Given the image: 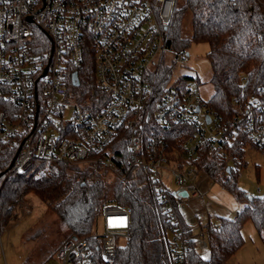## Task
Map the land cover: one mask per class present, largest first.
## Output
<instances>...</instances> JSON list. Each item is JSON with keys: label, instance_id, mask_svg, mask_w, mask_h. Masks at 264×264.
<instances>
[{"label": "built area", "instance_id": "obj_1", "mask_svg": "<svg viewBox=\"0 0 264 264\" xmlns=\"http://www.w3.org/2000/svg\"><path fill=\"white\" fill-rule=\"evenodd\" d=\"M259 2L264 6V0ZM177 3L0 0V92L7 105L0 108V147L17 151L10 173L33 169L35 178L71 164L96 171L107 168L122 180L143 170L154 182L156 201L170 224L164 236L170 256L174 264H190V243L209 249L211 229L220 227L219 222L200 224L195 238L183 213V203L202 195L195 184L201 172L196 160L206 148L225 162L221 182L229 181L231 168L238 178L242 175L243 161L230 150L244 135L264 151V90L233 97L229 117L211 111L198 87L182 82L176 69L157 93L162 64L175 68L177 59L189 58L187 50L174 51L164 41ZM88 59L106 99L86 109L75 99L81 83L75 85L73 75L77 72L80 81L79 70ZM149 117L165 129L189 127L182 147L190 162L177 150L170 151L163 134L145 140ZM120 126L130 130L129 157L121 169L109 152ZM163 171L175 183L174 190ZM131 215L129 207L105 203L98 229L61 243L55 252L57 264H111L119 240L131 237Z\"/></svg>", "mask_w": 264, "mask_h": 264}, {"label": "trees", "instance_id": "obj_2", "mask_svg": "<svg viewBox=\"0 0 264 264\" xmlns=\"http://www.w3.org/2000/svg\"><path fill=\"white\" fill-rule=\"evenodd\" d=\"M187 14L191 19L190 37L183 30ZM164 41L174 51L187 50L193 41L208 43L214 87L208 106L223 117L232 115L233 97L260 94L264 90V6L259 0H185L181 6L177 3ZM173 72L174 64H162L161 73L155 80L157 93L165 89ZM79 77L81 84L75 91V99L86 109L92 108L93 104L96 107L98 102L103 104L105 94L96 83L89 59L85 68L79 70ZM180 80L186 82L188 76H182ZM4 107H7L6 101L0 92V108ZM145 125V140L152 134H163L171 145L170 151L177 150L184 161L192 160L182 147L189 127L165 129L152 117ZM129 137L130 130L120 126L109 145V152L112 150L117 157L120 169L128 161ZM247 142L244 135L238 138L230 155L243 161ZM16 152L8 146L0 147V227L4 229L9 224L12 205L26 194L34 193L68 227L69 233L63 243L70 237L86 236L97 230L103 205L115 202L131 208L132 226L130 239L118 246L111 264H174L164 238L170 224L156 201L154 182L146 172L139 170L122 180L107 168L96 171L89 165L71 164L58 172L35 178L33 169L10 173ZM196 163L199 171H205L220 182L244 205L236 217L221 216L220 227L211 229L208 258L198 252L193 242L190 243L188 262L225 264L244 244L242 228L247 221L254 224L260 235L264 232V194L248 195L239 188L238 171L234 168L230 169L229 181L221 182L225 162L206 148ZM94 176L98 179L92 182ZM186 228L190 232L188 225Z\"/></svg>", "mask_w": 264, "mask_h": 264}, {"label": "rangeland", "instance_id": "obj_3", "mask_svg": "<svg viewBox=\"0 0 264 264\" xmlns=\"http://www.w3.org/2000/svg\"><path fill=\"white\" fill-rule=\"evenodd\" d=\"M184 1L178 0V5ZM183 30L188 37L191 36L189 14L184 18ZM187 52L189 58L186 62L177 59L176 76H188V81L198 87L202 97L209 100L214 94L209 45L193 41ZM242 159L244 167L238 178L239 188L248 195L264 194V151L247 142ZM163 173L167 186L174 190L176 186L170 175ZM195 184L202 195L183 203L182 210L197 238L200 224L218 223L221 216L235 217L244 204L205 171L199 173ZM68 233L64 221L36 194L28 193L12 205L7 227H0V264H57L53 252ZM242 234L244 244L225 264H264V232L260 235L249 220L244 224ZM119 243L124 244L125 240L120 239ZM198 252L205 258L209 256L208 248L198 247Z\"/></svg>", "mask_w": 264, "mask_h": 264}, {"label": "water", "instance_id": "obj_4", "mask_svg": "<svg viewBox=\"0 0 264 264\" xmlns=\"http://www.w3.org/2000/svg\"><path fill=\"white\" fill-rule=\"evenodd\" d=\"M73 80H74L73 82H74L75 85H79L80 84V81H79L78 76H77V72L74 73ZM182 195H187V192L183 191ZM73 238H76V236H73Z\"/></svg>", "mask_w": 264, "mask_h": 264}, {"label": "crops", "instance_id": "obj_5", "mask_svg": "<svg viewBox=\"0 0 264 264\" xmlns=\"http://www.w3.org/2000/svg\"><path fill=\"white\" fill-rule=\"evenodd\" d=\"M237 213H238V212H237ZM237 213H236V214H237Z\"/></svg>", "mask_w": 264, "mask_h": 264}, {"label": "snow or ice", "instance_id": "obj_6", "mask_svg": "<svg viewBox=\"0 0 264 264\" xmlns=\"http://www.w3.org/2000/svg\"><path fill=\"white\" fill-rule=\"evenodd\" d=\"M262 199H264V198H262Z\"/></svg>", "mask_w": 264, "mask_h": 264}]
</instances>
